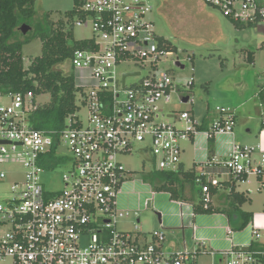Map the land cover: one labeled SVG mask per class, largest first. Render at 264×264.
Listing matches in <instances>:
<instances>
[{"label": "built area", "instance_id": "built-area-1", "mask_svg": "<svg viewBox=\"0 0 264 264\" xmlns=\"http://www.w3.org/2000/svg\"><path fill=\"white\" fill-rule=\"evenodd\" d=\"M202 1L230 21L264 29V0ZM79 10L84 17L75 26L93 33L89 47L76 50L70 60L81 89V111L63 130H36L29 120L37 109L31 93L11 95V104L0 106V141L8 142L0 145V183L13 175L3 166L23 169L0 199V263L199 264L198 252L167 251L163 228L149 240L117 229L118 221L130 214L120 208V197L133 183L120 158L141 147L157 171L178 173L183 143L201 134L208 141L234 139L236 113L217 107L206 130L191 111H172L167 115L171 121L163 120L175 93H181L180 103L188 98L186 103L194 104L185 94L194 81L175 84L173 70L163 68L173 52L160 43L148 19L150 0H80ZM177 63L183 65L179 57L172 60L174 68ZM132 65L137 70L121 71ZM129 78L136 82L128 84ZM260 150L233 141L224 160L204 164L196 178L204 209L211 206L212 186L217 185L211 168L264 184V151L255 159ZM67 163L71 167L63 175V188L46 189L43 175ZM253 235L261 236L257 230ZM222 257L221 264H264V248L233 247Z\"/></svg>", "mask_w": 264, "mask_h": 264}, {"label": "rangeland", "instance_id": "rangeland-1", "mask_svg": "<svg viewBox=\"0 0 264 264\" xmlns=\"http://www.w3.org/2000/svg\"><path fill=\"white\" fill-rule=\"evenodd\" d=\"M150 3L153 6V11L148 15V19L154 23V31L158 37L168 40L175 48L173 55L167 57V63L163 65V68L173 70L172 77L175 84L187 85L192 80L195 82L194 88L185 94L194 100L192 113L200 125L205 126L206 120L211 113L216 112L217 107L228 108L227 105L234 107V103L248 99H251L249 106L254 107L259 104L260 100L256 95L264 81V29H259L254 25L237 28L218 9L206 5L202 0H150ZM73 8L74 0L43 1V13L50 12L51 19L56 23ZM41 20L42 14L39 13L35 18V23ZM77 21L76 18L74 22ZM73 32L76 41L90 39L93 35L91 30L77 27L75 24ZM35 33L36 30H33L29 36L34 38ZM251 52L255 55L254 65L249 64L245 59ZM23 54L25 67H28L35 58L41 56V41L34 38L25 43ZM178 57L185 69L173 67L172 60ZM188 58H193V61H187ZM61 69L66 74L75 73L70 64L63 65ZM135 70L137 67L134 65L121 69V71L130 72ZM134 82L136 79H128V84ZM181 96V93H175L172 104L164 107L166 112L163 117L164 121H171L167 115H170L172 111L190 110V106L180 103ZM49 102L50 95L45 94L38 98L37 105H46ZM10 104L11 95L0 96V106H9ZM86 114V111L83 110V115ZM197 137L196 142L198 141ZM242 143L247 144L246 142ZM187 145L186 142L183 143V147L187 149L184 158L186 159V168H190L193 165V161L191 162L193 155ZM196 145H202L208 149L210 142L202 140ZM62 152L67 151L62 148ZM204 154L206 155L204 163L213 159L221 161L228 155L226 153L222 156V153L214 152L210 148ZM120 161L125 169L132 174L131 181L136 184L138 194L148 192L143 191L142 183L152 167L147 156L141 152V147H138L131 155L122 156ZM70 167V163H67L53 171L46 172L42 177L46 189L61 190L63 175L70 170ZM2 168L13 175L8 176L6 183H0V199L6 196L12 180L23 172V169L18 165L3 166ZM250 179L259 185L260 181L256 177H250ZM129 188H132L131 185ZM248 188L252 192L250 193L251 197L259 198L257 187L245 186L244 191ZM254 207L247 204L243 209L250 212L254 211ZM134 209L137 211L139 206L137 205ZM135 210L118 221L117 229L119 231L141 232L149 235L159 230L158 217L154 208L149 211H141L139 217L134 214ZM138 218H140V224H137ZM0 264H11V262Z\"/></svg>", "mask_w": 264, "mask_h": 264}, {"label": "trees", "instance_id": "trees-1", "mask_svg": "<svg viewBox=\"0 0 264 264\" xmlns=\"http://www.w3.org/2000/svg\"><path fill=\"white\" fill-rule=\"evenodd\" d=\"M79 7L80 0H74L73 10L66 12L57 23L51 19L50 12H44L42 20L35 23L40 13L37 0H0V96L31 93L37 105L38 97L49 94L50 102L37 105L30 115V125L36 130H63L67 120L81 111V89L76 87L74 74H66L61 69L63 65L70 64L76 50L90 45L89 40L74 39V20L84 17ZM231 22L237 28L245 27ZM23 26L30 27L26 35L21 30ZM33 30H36L34 38L42 43V54L25 67L23 46L34 39L29 36ZM159 41L169 52L175 50L168 40L159 37ZM247 56L246 61L253 64L254 53ZM200 129L206 128L202 126ZM210 146H213V139ZM196 178V167L188 171L182 168L178 173L159 172L153 168L145 176V181L157 192L170 193L173 200H188L186 189L194 190L189 200L194 202L195 212L212 213V208L204 209L199 200ZM231 196L235 210L229 217L238 215L240 223L233 228L242 230L251 222L253 215L240 209L247 202L244 194L233 193Z\"/></svg>", "mask_w": 264, "mask_h": 264}, {"label": "crops", "instance_id": "crops-1", "mask_svg": "<svg viewBox=\"0 0 264 264\" xmlns=\"http://www.w3.org/2000/svg\"><path fill=\"white\" fill-rule=\"evenodd\" d=\"M43 1L37 0V6L41 14H43ZM254 63L251 65H254ZM256 96L260 101L254 107L249 106L251 99L234 103V107L227 105L228 108L234 110L236 113L237 126L235 128V138L219 136L213 140V146H209L210 150L212 149L219 154L222 153L223 156L229 153L231 145L235 141L241 145L260 146L261 150L258 151L255 159L258 160L260 158V155L264 151V128H262V124H264V81ZM194 104H187L191 107L188 111H193ZM216 116L214 112L210 114L204 124L206 129ZM197 138V142L196 138L190 142H186L191 155H193L191 158L193 165L190 168H186V159L184 157L187 149L183 147L182 168L184 170L188 171L196 167V171L199 172L202 167H205L206 155L204 153L209 148L202 147V145L197 146L196 143L206 140V137L201 134ZM242 142H246L247 144H243ZM148 161L153 162L154 160L152 157H148ZM187 161L190 162L188 159ZM151 167V171L153 168L156 169L152 165ZM210 170L214 175L213 181L217 182L216 186H212L213 201L210 206L213 211L212 213L197 214L195 212L194 202L189 200L194 190L186 189L185 196L188 200H173L170 193L157 192L146 181L142 183V188L144 187L145 189L143 191H148L145 194L141 192L138 194L136 184H133L134 181L125 186L120 197V208L130 211L131 214L138 205L139 209L135 210L138 212V217L141 211H149L154 208L159 222V230L155 232L163 228L162 231L166 237L164 245L166 250L181 251L187 249L192 253L198 252L197 260L199 264H221L223 261L222 252L233 247L253 246L255 248H264V184L260 182L257 185L250 178L243 181L235 179L227 175L221 168H211ZM130 185L132 188H129ZM245 186L251 188L257 187L259 198L256 196L251 197L250 193L252 192L249 188L244 191ZM196 190L199 192V200L201 201V188L198 185ZM233 193L245 195L247 202L240 209L253 215L251 222L242 230H235L233 228V225H239V216L233 215L231 218L229 217L230 213L233 214V210H235L231 203L233 200L231 195ZM247 204L255 206L254 211H245L243 207ZM137 224H140V218L137 219ZM254 230L260 233L259 239L254 237ZM151 234H145L148 240Z\"/></svg>", "mask_w": 264, "mask_h": 264}, {"label": "water", "instance_id": "water-1", "mask_svg": "<svg viewBox=\"0 0 264 264\" xmlns=\"http://www.w3.org/2000/svg\"><path fill=\"white\" fill-rule=\"evenodd\" d=\"M21 30L23 31L24 34H26L30 30V27L23 26L21 28ZM176 66L179 69H185V66L184 65H181V63H177ZM126 76L127 75L124 76V82H125ZM187 101H188V98H184V102L186 103ZM6 144H8V142H6V141H0V145H6ZM149 206H150V204H149Z\"/></svg>", "mask_w": 264, "mask_h": 264}]
</instances>
